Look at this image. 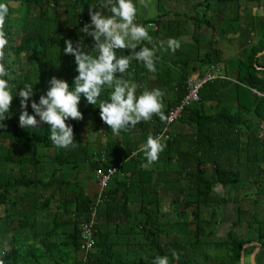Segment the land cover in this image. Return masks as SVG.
Instances as JSON below:
<instances>
[{"label":"trees","instance_id":"trees-1","mask_svg":"<svg viewBox=\"0 0 264 264\" xmlns=\"http://www.w3.org/2000/svg\"><path fill=\"white\" fill-rule=\"evenodd\" d=\"M92 1L20 0L24 10L21 30H12L10 24L5 25L10 40L7 48L15 58L9 62L4 60L8 73L13 75L3 78L9 81L14 96L10 118L3 121L5 127L0 128V205L5 206L0 231L10 234L8 248L0 246V261L2 264H82L80 227L87 219L92 197L77 177L68 178L72 172H80L81 168L94 174L96 168L114 165L116 172L106 189L108 200L98 210L95 245L85 264H96L95 256L99 253L109 255V244L103 248V242L108 237L105 229L110 231L114 225V230L119 232L122 216L132 217L136 221L135 227H139L137 233H141L146 240H153L165 230H152L154 223L160 226L169 223L159 210L161 201L157 194L160 191L176 195L175 201L182 208L176 221L178 232L186 235L187 239H177L176 246L170 250L159 245L156 239L155 246L152 241L148 246L141 245L140 253H134L135 264H154L158 256H170L172 260L173 252L179 254L176 264H200L196 255L201 253L204 243L222 246L229 253L226 257L216 256L215 260H220L221 264H237L243 240L233 235L222 242L214 240V232L206 228L209 222L202 219L200 213L202 207L223 202L215 195L217 185L227 190L238 189L243 169L256 171L259 178L254 184L260 193L259 199L264 201V53L256 56L264 49V15L255 24L256 42L245 48L244 55L237 61L235 82L230 85L221 79L206 82L200 88L199 101L184 109L179 120L194 128L188 141L190 148L175 153L173 150L180 142L171 136L162 142L166 147L158 158L164 166L155 163L153 167L146 168L147 161L140 150L132 154L129 148L121 147L117 138L102 141L101 133L94 134L97 149L91 151L83 134L85 125L72 119L66 123L73 128L76 146L67 149L52 144L50 127L45 123L34 129L19 126L20 98L15 93L23 85L33 84L31 99L37 102L49 87L48 80L52 76L66 80L70 88H74L73 78L78 75L74 57L62 50L66 39L75 46L83 37L80 29L85 23H90V19L82 9ZM194 1L196 15L205 16L207 9L216 6L222 14L227 9L235 10L234 18L227 20L230 26L237 20L239 0ZM261 1L264 4V0ZM0 3L7 2L0 0ZM132 3L135 7L136 0ZM7 5L10 13L11 7ZM198 6L203 9L199 10ZM60 11H63L64 18L56 21ZM197 21L214 29L205 18H194V22ZM147 22L155 23L157 28L161 19L157 17L144 21ZM220 31L224 32L223 29ZM15 35L17 40H14ZM85 39L81 42L83 48ZM219 54L218 50L211 49L203 56V61L208 64L217 62ZM22 59L27 63L26 67ZM222 101L235 104L236 109L232 111L228 105L220 106ZM204 102L219 105L213 113H207ZM175 103L167 106L160 120L154 121L155 133L163 125L168 108ZM30 105L31 101L27 111L33 114ZM89 114L93 130L97 127L110 130L101 118H97V113ZM174 158L178 160L174 162ZM11 165L18 169L17 174L10 170ZM48 190L52 193L47 197L43 193ZM133 192L140 194L137 201L142 217L139 219L130 215L127 207L128 194ZM187 208L190 209L187 211L188 219L179 221V218H185ZM212 218H215L213 212ZM262 223L264 225V221ZM189 224L193 225L191 232ZM184 227L186 230H182ZM205 257L211 258L208 254ZM226 258L228 263L223 261Z\"/></svg>","mask_w":264,"mask_h":264},{"label":"crops","instance_id":"crops-1","mask_svg":"<svg viewBox=\"0 0 264 264\" xmlns=\"http://www.w3.org/2000/svg\"><path fill=\"white\" fill-rule=\"evenodd\" d=\"M102 2L103 1L100 0H94L88 6H84L82 12L87 14L89 19V8H92V11H101L105 16L110 15L107 9H102L100 7ZM195 2L194 0H161V2L158 3L156 0H136V19L142 22L157 17L161 19V23L157 28L149 25L145 26V29L152 37V42L141 41L135 49L139 51L140 47L153 48L155 46L154 60L156 71L154 73L149 72L142 62L133 59L128 71L124 74V79H126L130 85L136 87L137 95L156 88L161 90L163 92V107L160 114H154L151 120L147 122L141 121L135 127L122 130L119 135H114L111 128L105 131L103 127H97L91 134L101 133L102 136H100V139H102V141L106 138H117L121 147L129 148L130 152L134 154L140 149L141 145L146 142L148 137L154 136V121L160 120L167 106L175 103L182 96L187 80L196 78L204 72L208 63L203 61V56L209 54L211 49H216L220 52L219 61L213 63H217L225 75V78L221 79V81L227 85L235 82L237 61L244 55L245 48L251 43L256 42L255 24L257 19L261 18V15L257 16L255 14H250L248 16H243L244 7L241 6V1L239 0L238 4H240V8L237 9V20L230 26L227 20L229 18H234L235 10L231 11L227 9L226 12L222 14V12L217 10L216 6H212L211 9H207V14L205 16H200L195 14V9L193 8ZM250 2L252 8H255L257 0H250ZM198 9L202 10L203 7L198 6ZM263 15L264 13L262 17ZM63 18V11H60L56 21H61ZM194 18L207 19L213 25L214 29H211L203 22H194ZM222 29L224 32L220 31ZM154 31L157 33H154ZM81 33L83 35L82 38L86 37L85 47L83 48L84 51L95 56L96 53L92 50L94 45L93 39L83 32ZM169 38H175L180 42L181 47L175 53L166 50V46L161 47L159 45V41H167ZM7 47L5 49V54L8 52L7 56H10L12 51ZM116 55L119 58L120 56H131L132 53L129 49H117ZM5 60H7V58ZM111 91V88L105 87L99 97L97 106L87 104L85 98L81 96L78 108L84 120L81 119L79 122L77 120L74 121L80 125V121L86 122L85 125L88 124L91 128H94L93 121L90 120V114L88 115V113H97V118H100V109L98 105L101 101H108L110 99ZM218 105L214 102H204L203 107L207 113H213ZM226 105H228L232 111L236 109L235 104L231 102L222 101L220 103V106ZM83 108H85V110ZM169 130L171 136L175 138V141L178 140L180 142L175 150H173L175 153L177 150L181 151L190 148L188 141L191 138V134H193V126L185 121L177 120L171 124ZM262 132L264 133V126ZM88 143L90 150L94 152V150L97 149L95 140L88 139ZM161 155L163 154L160 153L159 156L161 157ZM176 160L178 159L174 158L173 161L175 162ZM155 163L161 167L164 166L163 162L160 160L153 162L150 166L153 167ZM91 174L94 183L91 182V179H88L87 174L84 175L86 178L82 177L80 181V172H72V176H69L70 178L68 179L70 180L73 177V179H75V177H77L76 179L85 187L86 193L93 198L97 191V185L94 174ZM258 178L256 171H247V169H243L241 184L244 185L248 183L247 186L251 187V189L246 191L241 190L244 196H238L235 191L238 189L233 188L227 190L226 187L217 185L215 195L223 200V202L218 204L213 203L210 207H202L200 213L201 218L209 222L206 228L214 232V240L222 242L224 239L229 238L230 235L243 240L240 248L243 264H252V262L264 264V225L262 223V221H264V201L259 199L258 196L260 193L254 184L255 180ZM50 193H52L51 190H48L44 192L43 195L48 197ZM157 195H159L161 201L159 210L169 223H165L163 226L154 223V225H152V230L156 232L161 228H165L167 231L163 229L162 232L160 231L158 233L157 237H153V240H146L143 239L141 233H137L139 227H135L137 226L135 225L136 221H134L132 217L127 218L122 216L121 221H119V232L114 230V225L110 227V231L105 229L108 233V237L105 239V242H103V248L109 244L111 249L109 255H100L99 253V255L95 256L96 264H135L133 261L134 253H140L139 248H141V245L148 246L152 241V245L155 246L154 242H156V239L159 245L167 247L170 250L176 246L177 239H187L186 235H180L178 232V223H176V221H178L177 216L182 208L179 203L175 201L176 195H173L172 200L168 198L171 197L170 192L160 191ZM128 196L129 201L127 207L130 211V215H135L138 219L141 218V206L137 201L140 198V194L133 192L128 194ZM253 199H255L256 202H254ZM189 210L190 209L187 208L186 212ZM212 212L215 213V218H212ZM188 213L189 212L186 213L185 218H179V221L180 219L187 220ZM185 226L187 227V225ZM186 227L182 230H186ZM188 229H190L191 232L193 225L189 224ZM140 237L142 238L138 239ZM172 250L175 251V249ZM206 254L210 255L211 258L207 259L205 257ZM228 254L229 253H227L222 246L218 247V245L204 243L201 247V253L196 255V258L200 264H221L220 260H215L216 256L226 257ZM177 260L178 259L174 256L172 260L170 256L168 258L169 263L172 264H176ZM223 261L228 263V258ZM237 264H240V256Z\"/></svg>","mask_w":264,"mask_h":264},{"label":"clouds","instance_id":"clouds-1","mask_svg":"<svg viewBox=\"0 0 264 264\" xmlns=\"http://www.w3.org/2000/svg\"><path fill=\"white\" fill-rule=\"evenodd\" d=\"M100 7L107 9L110 15L105 16L101 11H92V8H89L90 23H85L80 29L93 39L92 50L96 53L95 56L84 51L82 37L75 46L71 40L64 41L62 51L74 57L75 70L78 73L73 78L74 88H70L66 80L52 76L48 80L49 87L39 96L38 102L31 99L33 84H25L18 93H15L20 98L19 126L34 129L45 123L50 127L49 138L57 148L67 149L76 146L73 128L66 121L83 119L78 108L81 96L85 98L87 104L97 106L105 87L112 89L110 99L101 101L98 107L101 120L112 129L114 135L135 127L141 121L151 120L154 114H160L163 107L161 90L156 88L137 95L136 87L124 79V74L133 59L142 62L149 72L156 71L155 46L135 50L141 41L151 43L152 37L143 26L134 23L136 9L132 0H103ZM8 15L7 3H0V128L5 127L2 122L10 118L14 96L9 81L3 78L9 75L4 63L5 49L9 43L5 32ZM159 45L166 46V50L172 53L181 47L175 38L159 41ZM117 49H129L132 55L118 58ZM29 101L33 114L27 111ZM165 147L160 139L148 137L139 149L147 161L144 166L148 167L157 161ZM173 256L179 259L178 253L173 252ZM154 264H169V261L166 256H158Z\"/></svg>","mask_w":264,"mask_h":264},{"label":"built area","instance_id":"built-area-1","mask_svg":"<svg viewBox=\"0 0 264 264\" xmlns=\"http://www.w3.org/2000/svg\"><path fill=\"white\" fill-rule=\"evenodd\" d=\"M134 23L143 27H145V25L156 27V24L153 22L144 23L136 18ZM223 78H225V75L223 74L220 66L217 63H209L200 76L187 80L182 96L175 104L168 108L163 125L153 137L160 139L161 142L169 140L171 138L169 130L171 124L179 120L186 107L191 106L193 103L199 101V91L203 84L210 80ZM115 172L116 166L114 165L108 166L106 168H96L94 171L97 183V191L92 198V202L87 213V219L81 223L80 227V250L82 264H85L88 259V254L95 245V231L98 220V210L99 207L108 200L106 189Z\"/></svg>","mask_w":264,"mask_h":264},{"label":"rangeland","instance_id":"rangeland-1","mask_svg":"<svg viewBox=\"0 0 264 264\" xmlns=\"http://www.w3.org/2000/svg\"><path fill=\"white\" fill-rule=\"evenodd\" d=\"M240 1H241L240 2L241 3V6L244 7V9H243V13H244L243 16H248L250 14L251 15L255 14L257 16H259V15L262 16V14L264 13V4L262 3L261 0H257V5H256L255 8H252V5H251L250 0H240ZM6 2L10 5V7H11L12 10L9 13V15L6 17V23H5V25L8 26V24H10L9 26H11V29L12 30H21V20L23 18L24 10L22 9L20 0H6ZM250 5H251V7H250ZM252 10H253V12H252ZM15 39L17 40V35L14 36V40ZM7 54H8V52L5 54V59L7 58V61L8 62H9L10 58L11 59L12 58H15V56L13 54H11L10 56H7ZM22 60H23L22 63L24 65V67H26V64L27 63H25L24 59H22ZM12 75L13 74L9 73L8 78H11ZM192 105H194V103ZM18 110L19 111L21 110L20 104L18 106ZM82 120H84V119H82ZM78 122H79V120H78ZM80 123L82 125L83 124L85 125L86 122L80 121ZM83 129H84L83 130L84 131L83 134L85 136V139L92 140L94 138V134H91V132L94 131V130L91 127H89L88 124L85 125L83 127ZM160 165H161V162H160ZM9 168H10V170L14 174H17L18 173V169H16L15 166L11 165ZM86 174H87L88 179H91V182L94 183V181L92 180V178H93L92 174L90 172H88L87 169H85V168H81L80 169V178H79L80 181H81L82 177L83 178H86V177H84V175H86ZM96 185H97V183H96ZM247 185H248V183H246L244 185L241 184L238 187V190H235L236 191V194H238V196H240V195L241 196H244L243 195V192H241V190L242 191L243 190L246 191V190L251 189V187H248ZM172 197H173V194L171 193V197H168V198H170L172 200L173 199ZM52 206H54V203H52ZM4 214H5V206L4 205H0V226L2 225L1 224V221H2V217H3ZM9 241H10V234L8 232H4V231L1 232L0 231V246H1V248H3V249L6 248L7 249L8 246H9L8 245L9 244Z\"/></svg>","mask_w":264,"mask_h":264},{"label":"water","instance_id":"water-1","mask_svg":"<svg viewBox=\"0 0 264 264\" xmlns=\"http://www.w3.org/2000/svg\"><path fill=\"white\" fill-rule=\"evenodd\" d=\"M263 53H264V49L261 50V51H259V52H257L256 56H259V55H261ZM240 264H243L242 254L240 255ZM252 264H256V263L255 262H252Z\"/></svg>","mask_w":264,"mask_h":264}]
</instances>
